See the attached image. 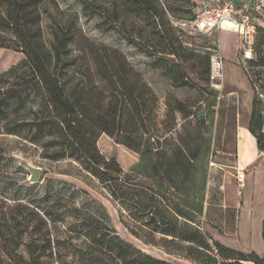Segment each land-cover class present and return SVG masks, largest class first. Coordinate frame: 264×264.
<instances>
[{"label": "rangeland", "instance_id": "obj_1", "mask_svg": "<svg viewBox=\"0 0 264 264\" xmlns=\"http://www.w3.org/2000/svg\"><path fill=\"white\" fill-rule=\"evenodd\" d=\"M124 1L101 0L108 13L88 21L77 0H45L40 6V15L47 49L52 50L60 30L69 27L72 33L80 31L90 42L119 50L159 101L156 126L163 136L156 140L154 148L149 140L145 147L156 154L164 188L160 197L168 213L179 217V230H202L207 240L210 237L237 252L260 253L264 246L261 227L264 171L248 172L244 184L239 183L235 145L238 128L249 125L254 97L260 102L264 133V16H257L258 43L251 62L244 59L236 34L214 32L206 39L184 35L183 42L189 44L184 47L194 51L201 65L196 71L193 60L179 61L180 69L195 89H177L161 70L151 67L155 55L151 58L124 40V36L129 35L157 53L154 46L159 43L157 37L151 35L150 25L129 13ZM159 1L161 5L167 1L174 7L173 12H169L171 18L189 17L188 0ZM112 2L119 9L123 24L119 21L114 31L101 32L97 27L101 25L105 29L104 24L110 22L108 14ZM215 46H220L224 61V80L219 90L209 84L206 74L209 61L203 56L211 54ZM67 48L70 50L68 60L77 56L74 44ZM22 58L10 51L0 52V74ZM68 76H72L71 69ZM177 102H181L182 112L172 114L171 109L176 108ZM201 111L203 117L198 116ZM210 129L208 140L210 151L214 152L211 157L204 151V139ZM98 148L106 159H116L124 172L139 162V155L111 139L100 138ZM260 160L264 165V155ZM25 164L42 170L39 183H29ZM201 164L208 173L209 191L207 204L203 206L205 210L198 216L193 177ZM137 170L139 172V167ZM132 179L137 186L143 185L149 190L160 182L154 173L147 181L135 174ZM225 190L232 199L236 190L242 196L228 203L234 207L233 211L222 208ZM25 208L38 216L28 214ZM133 213L114 202L107 189L76 163L48 161L39 148L16 136L0 133V223L5 224L0 227V264H28L31 260L29 246L33 258L40 264H116L107 252L92 246L88 236L90 218L98 219L111 236H118L146 255L171 264H195L185 259L186 244L152 233L136 221ZM39 217L44 220L41 232L34 230ZM9 229L16 236L15 243L9 238ZM232 231H236V235Z\"/></svg>", "mask_w": 264, "mask_h": 264}, {"label": "trees", "instance_id": "obj_2", "mask_svg": "<svg viewBox=\"0 0 264 264\" xmlns=\"http://www.w3.org/2000/svg\"><path fill=\"white\" fill-rule=\"evenodd\" d=\"M44 1L0 0V52L10 51L23 57L0 74V133L16 136L39 148L48 161L70 160L76 163L107 189L114 202L131 214L135 211L136 221L143 227L186 244V260L195 264H264L263 256L253 251L237 252L210 237L207 240L202 230H179V217L168 213L160 197L164 188L156 154L145 147L149 140L154 148L156 140L163 136L156 126L159 101L155 93L119 50L90 42L80 31L75 34L69 27L61 29L52 50L47 49L40 15ZM77 1L88 21L108 13L101 0ZM188 2L190 17L196 2ZM124 5L135 18L150 25L151 35L156 36L159 43L154 46L155 54L129 35L124 36L127 44L151 58L156 56L151 67L161 70L174 88L195 89L180 69L179 61L193 60L194 70L199 71L201 60L193 54L194 51L184 47L189 46L182 40L185 34L171 23L169 12H173L174 7L167 1L161 5L159 0H125ZM111 6L110 22L104 24L105 29L101 25L97 27L101 32L114 31L119 21L123 24L119 9L113 2ZM263 16L264 10L259 17ZM258 33L259 28L256 27L253 54ZM138 37L141 38L140 35ZM69 44H74L77 53L70 60L66 58L70 53ZM211 49H217V46ZM203 56L209 61V54ZM70 69L72 76H68ZM206 74L208 78L209 69ZM181 112L182 104L177 102L171 113ZM261 112L260 102L254 97L248 130L255 138L258 151L264 153V133L262 129L254 130L252 127ZM211 129L204 139V151L210 153V157L214 153L210 151L208 140ZM102 137L139 155V162L124 172L116 159H106L101 154L98 141ZM152 173L160 181L157 186L153 185V189L133 183V174L147 181ZM207 177L205 165L201 164L193 177L196 180L194 201L198 216L202 215L203 206L207 204ZM25 210L38 216L28 208ZM4 225L0 223V227ZM42 225L44 220L39 217L34 230L41 232ZM88 225L92 246L107 252L116 264H171L140 252L118 236H111L98 219L90 218ZM10 229L9 238L15 243L16 236ZM129 231L133 235V230L129 228ZM262 238L264 240V217ZM29 253L31 260L28 264H40L33 258L30 246Z\"/></svg>", "mask_w": 264, "mask_h": 264}, {"label": "built area", "instance_id": "obj_3", "mask_svg": "<svg viewBox=\"0 0 264 264\" xmlns=\"http://www.w3.org/2000/svg\"><path fill=\"white\" fill-rule=\"evenodd\" d=\"M192 16L172 19L171 23L183 34L209 38L214 32H232L238 36L244 59L250 60L256 35V20L264 10V0H194ZM209 84L219 90L224 80V61L219 46L210 50ZM242 175H238L241 183Z\"/></svg>", "mask_w": 264, "mask_h": 264}, {"label": "crops", "instance_id": "obj_4", "mask_svg": "<svg viewBox=\"0 0 264 264\" xmlns=\"http://www.w3.org/2000/svg\"><path fill=\"white\" fill-rule=\"evenodd\" d=\"M225 33H229L232 35H235L232 32H226V31H221ZM220 48V46H219ZM221 51V48H220ZM222 52V51H221ZM250 119H251V114H250ZM250 123V122H249ZM248 127H239L237 130V135H236V170L239 175H242L241 179V184H244V181L246 179V174L251 171H257V169H262L264 171V165L262 161L260 160L261 156L264 155V153L258 151L256 147V142L254 136L249 132ZM239 184V183H238ZM227 191L225 190L223 193V209H230L234 210V207H232V204H228L229 202H233L232 200H236L239 192L236 190V195L232 197H227L226 195ZM219 195V194H218ZM242 197L241 195H239ZM264 217V215H263ZM262 227V226H261ZM236 231H232L231 233H235ZM236 237V236H235ZM257 255L263 256L264 257V246L262 251L259 253L257 251H253Z\"/></svg>", "mask_w": 264, "mask_h": 264}, {"label": "water", "instance_id": "obj_5", "mask_svg": "<svg viewBox=\"0 0 264 264\" xmlns=\"http://www.w3.org/2000/svg\"><path fill=\"white\" fill-rule=\"evenodd\" d=\"M199 117L204 116V112L201 111L198 113ZM263 126V118L262 114H259L253 121L252 127L254 130H261ZM25 169L29 173L28 181L31 184L39 183L41 176H42V170L40 168H35L30 165L25 164L24 165Z\"/></svg>", "mask_w": 264, "mask_h": 264}]
</instances>
